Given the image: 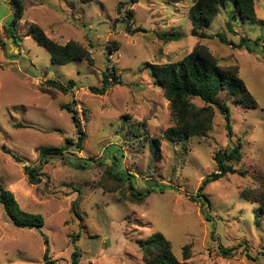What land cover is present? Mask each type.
<instances>
[{"label": "rangeland", "instance_id": "rangeland-1", "mask_svg": "<svg viewBox=\"0 0 264 264\" xmlns=\"http://www.w3.org/2000/svg\"><path fill=\"white\" fill-rule=\"evenodd\" d=\"M20 1L24 11L15 28L16 47L5 34L11 8L0 0V184L22 211L40 215L43 226L16 228L0 205V264H72L75 252L76 264H144L139 244L155 233L164 236L180 263L264 264L259 209L264 203V51L254 47L248 53L215 37L219 33L234 44L257 40L261 47L264 27L234 18L232 2L203 30L210 38L199 41L187 18L191 0ZM119 9L130 12L131 27L142 31L128 33ZM255 13L264 20V0H255ZM30 24L60 45L73 41L85 47L93 64H52L27 35ZM164 33L180 39L163 42L157 35ZM198 41L221 67H238L257 107L227 102L230 137L214 109L212 129L204 136L168 142L163 133L173 119L149 65L180 61ZM107 67H115L121 84L104 95L91 93L88 87H101ZM50 79L73 81L76 87L69 95L44 93L43 83ZM217 98L224 100V94ZM71 100L85 132L82 149L71 147L63 159H48L38 182L30 184L23 167L39 166L42 148L76 141L70 115L61 108ZM153 140H158L155 151ZM236 144L241 161L233 167L243 175L226 174L207 185L203 193L209 205L192 201L201 181L217 170L215 153ZM113 175L130 179L135 192H152L143 201L133 199L127 180L118 182ZM42 236L48 240L46 261ZM220 248L233 250L224 257Z\"/></svg>", "mask_w": 264, "mask_h": 264}, {"label": "trees", "instance_id": "trees-1", "mask_svg": "<svg viewBox=\"0 0 264 264\" xmlns=\"http://www.w3.org/2000/svg\"><path fill=\"white\" fill-rule=\"evenodd\" d=\"M82 3H88L89 0H80ZM192 5L187 11V18L191 23V35L199 41L210 38L203 30L208 27L219 10L227 2H232L234 6V18H240L251 24L264 27V20L259 19L255 13V0H191ZM135 2V1H133ZM8 5L12 11L11 20L5 28V34L16 47L19 46V38L15 33V28L19 25L23 16V6L20 0H8ZM121 21L125 23V29L128 33L141 32L140 28H132L130 25L131 14L120 9ZM226 27L233 33L231 26L227 23ZM27 35L31 37L39 46H41L50 56L52 64L66 65L71 62L85 61L92 65L93 60L90 52L85 47L69 41L64 45H60L50 40L43 30L36 24H30L27 28ZM178 35L161 34L157 38L163 42L178 41ZM221 43L228 44L235 49H245L248 53L254 52V47L264 51V46H258L257 40L253 44H249L248 40L240 39L238 44L228 43L225 38L219 33L215 35ZM198 43L193 47L191 52L180 61L168 63L164 65H149L150 72L155 78L164 98L168 101L170 113L173 119V126L166 129L163 133V138L168 142H182L195 136H204L212 129L214 117V109L223 117L225 122V131L227 137L232 134L231 114L227 105L228 101L239 103L244 108L254 109L257 107L256 101L248 92L244 82L238 75V67H221L217 59L209 52V49L202 43ZM111 53L113 48H108ZM121 84L119 75L115 67H107L101 74V87H88L93 94L104 95L112 86ZM76 87V83L68 81L65 85L54 79L47 80L43 83L42 91L44 93L60 92L64 95H69ZM224 94V100H219L218 95ZM198 101L203 104L199 107L195 104ZM70 115L71 122L75 129L76 141L66 139L65 145L59 148L47 147L40 150L39 166L23 167V173L27 176L30 184L38 182V173L40 167L46 164L48 159L58 157L63 159V152L71 147L77 150L82 149V144L85 140V132L82 129L78 119V113L75 110L76 102L71 100L70 103L61 107ZM158 140H153L151 150L155 151ZM241 146L234 145L229 150L218 151L214 155L216 172L206 176L200 183L197 193L194 197H190L192 201L207 202L208 199L203 191L207 185L219 180L226 174L243 175V172L236 170L233 166L241 161ZM4 153L10 155L12 159L21 163V159L12 154L10 150L2 146ZM110 176V175H109ZM118 182L127 180L130 195L133 199L143 201L152 191H146L145 194L135 192L130 179H125L123 176L113 175ZM0 205L2 206L6 217L11 224L16 228L37 229L40 230L43 226V219L40 215L29 214L22 211L15 200L13 194L6 190L0 184ZM209 207V206H208ZM259 209L264 213V203L259 206ZM206 218V217H205ZM43 237V236H42ZM45 245L43 260L46 261L49 254L48 240L43 237ZM144 264H185L180 263L170 249L169 242L161 233H155L139 244ZM186 247L183 249V257L188 259ZM232 248H220L219 252L224 257L230 256ZM78 253L71 255V263L76 264Z\"/></svg>", "mask_w": 264, "mask_h": 264}]
</instances>
